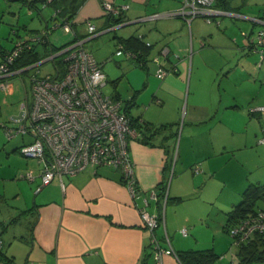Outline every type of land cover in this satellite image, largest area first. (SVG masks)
<instances>
[{
  "label": "crops",
  "instance_id": "0c3cea01",
  "mask_svg": "<svg viewBox=\"0 0 264 264\" xmlns=\"http://www.w3.org/2000/svg\"><path fill=\"white\" fill-rule=\"evenodd\" d=\"M103 1L83 0L72 17L74 33L70 39L54 44L48 35V46L42 44L38 49L36 45V51L40 55L50 54L51 48L84 35L85 19H91L98 27L96 36L112 30L103 29L107 16ZM107 1L127 5L122 14L123 25L138 23L141 28L133 34H141L152 43L146 61L136 65L139 70L128 68L131 78L143 79L136 84L128 77L134 93L125 100L130 116L141 118L148 126H161L160 133L151 137L150 142H143L139 134L130 144L139 193L132 196L119 172L107 166L89 167L71 176L63 174L47 184L42 183L39 174L32 206L35 220L31 227V250L24 263H14V255L3 250L0 239L2 251L11 257L0 258V264H149V259L155 264L154 237L161 248L170 246L174 252L186 248L180 234L174 231L181 233L185 228L187 235V228L180 226L190 221L183 219L196 214L201 221L204 216L208 220L216 215L214 230H221V236L231 245L223 227L226 212L234 205L235 197H241L245 186H264V144L257 142L264 130V111L253 110L264 106V44L254 49L257 31L264 30V0H226L215 6L221 12L210 16V21L198 16L189 22L174 15L150 18L155 13L177 10L182 0ZM10 7L8 12L15 17L11 19L18 20L20 11L15 15V8ZM53 9L61 12L54 5ZM12 32L17 34L14 42L35 34L20 35L16 29ZM164 46L168 48L167 56L159 51ZM154 56H159L166 66L175 58L177 71L158 78ZM15 75L10 77L11 92ZM115 91L114 95L120 97ZM20 109L21 106L14 114ZM11 120L15 124L18 121L13 117ZM177 122L180 129L175 127ZM13 126H1L6 137V130ZM178 129L180 136L175 138ZM26 138L21 136V144ZM174 160V177L166 195L180 196V201L190 193L203 196L200 207L204 211L196 202L197 212L191 209L180 222L177 211L167 205L165 217L152 232L143 224L140 209L161 214L162 200L157 194L153 198L151 192H159L156 186L166 184ZM232 162L242 165V173L235 175L230 170L232 175L225 176L223 171L231 169ZM35 179L33 175L28 180ZM207 184L212 189L210 194L206 192ZM229 185L227 201L221 188ZM256 208H264V199L257 201ZM195 221L196 227L202 226V222ZM0 227L6 231L8 225L0 222ZM233 260V256L227 259L220 255L221 264ZM162 264L180 263L172 253L162 255Z\"/></svg>",
  "mask_w": 264,
  "mask_h": 264
},
{
  "label": "built area",
  "instance_id": "2783aa9c",
  "mask_svg": "<svg viewBox=\"0 0 264 264\" xmlns=\"http://www.w3.org/2000/svg\"><path fill=\"white\" fill-rule=\"evenodd\" d=\"M51 1L39 0L44 6L49 5ZM213 1L182 0L177 10L155 13L150 18L174 15L189 22L192 18L200 16L210 21V16L221 12L213 7ZM102 7L105 15L114 16L122 15L128 8L127 5H115L107 0L102 2ZM59 14L58 9L52 14L55 20L52 28L46 25L40 32L16 40L9 51L0 55V90L10 93L11 76L42 62L39 60L31 65L15 68L14 63L24 48L45 44L49 31L58 27L65 32L74 33L73 20L62 18ZM124 22L103 29H115ZM83 23L86 30L84 35L75 37L55 53L48 55V59L53 63L56 57L61 58L63 71L59 73L58 66L54 63L53 74L37 77L35 72L30 76V99H25L21 104L22 117L15 126L6 130V135L7 138L16 135L28 137V140L19 146V150L25 157L35 158L42 164L40 177L43 184L63 174L71 176L89 167L107 166L118 171L130 194L137 196L139 191L134 163L130 156V144L140 132L132 118L124 111L123 101L102 91L107 81L102 63H99L84 45L85 41L96 36L99 30L91 19H85ZM137 36L144 40L141 34ZM256 38L254 49L264 44V30L257 31ZM144 42L146 46L152 47L150 41ZM159 51L164 56L168 54L166 46L161 47ZM115 54H124L138 66L144 63L141 51L126 47L121 42H117ZM174 59L166 66L159 56L152 58L158 66V78L177 71ZM253 110L264 111V106H257ZM257 142L264 144V130L258 136ZM26 177L33 179L30 171ZM151 195L156 198L154 191ZM140 215L143 224L152 232L161 222L157 213H150L144 208L140 209ZM181 233L186 235V229L183 228ZM258 233L264 235V208H259L240 223L230 226L227 232L235 247ZM153 241L156 249L155 264H162L163 254L173 253L176 257L170 246L161 248L155 237Z\"/></svg>",
  "mask_w": 264,
  "mask_h": 264
},
{
  "label": "rangeland",
  "instance_id": "374dc122",
  "mask_svg": "<svg viewBox=\"0 0 264 264\" xmlns=\"http://www.w3.org/2000/svg\"><path fill=\"white\" fill-rule=\"evenodd\" d=\"M57 2L60 3V0H57ZM9 5L12 6V9L15 8V15H17L18 11H20L18 14V20L11 19L15 17H12L11 13L9 14L8 10L11 9V7L9 8ZM29 8L30 7L20 1L7 2L5 0H0V47L9 50L14 45V40L17 38V34L13 33L12 29H16L20 35H24L26 33H38L43 30L46 25L49 28H52L55 22L52 16L54 12L53 5L44 6L41 2L36 1V7H31L32 11H29ZM138 26V23L119 26L115 29L99 34L84 43L85 47L94 55L95 59L99 63H102V70L106 74L107 78V83L103 87L102 91L105 94L115 96L114 93L116 92L115 90H117L121 97L117 96V98L123 101V108L125 106V100L128 99L131 93H134L128 81V77L131 78V74L129 75L128 73V68L132 67L135 69L138 68V66L135 65L132 59H127L124 54L116 55L115 50L117 48L118 38L128 37L133 33H138L137 29L141 28ZM71 34L72 33L65 32L61 27H58L49 31V38L54 44H62L70 39ZM36 45L38 46V49L42 48V44ZM48 57L49 56L46 55L40 59L42 61H40V64L29 68L26 72L18 73L12 78L14 92L6 93L5 91L0 90V222H4L8 225L6 231L0 227V239L3 242V250L8 254L14 255V263H24L26 255L31 250V227L35 220L32 206L36 193L35 184L40 178L39 171L42 164L35 158H27L23 156L18 149L21 145V136L18 135L17 137L8 140L1 126L15 125V122H12L11 117L19 110L21 104L25 102V99L29 101L30 76L35 72L37 77H44L48 74L54 73V63L52 60L48 59ZM58 60V58H55L57 66L60 65ZM131 79L138 84L142 82L141 80L143 78L136 76V78L134 77ZM185 103L186 99L183 100V108ZM180 116L181 120V112ZM177 123L175 127L180 129L179 122ZM179 129L177 130L175 138L180 136ZM230 166L231 169L226 168L223 171L225 172V176L227 174L228 176L232 175L230 170L233 171L235 175L237 173H242V165L232 162ZM174 170L175 160L172 162L171 168L168 172L166 191L170 188L172 178L174 177ZM29 171H31L32 175L36 176L34 182H30L27 178H25V174ZM190 174L193 175L191 170ZM201 183L202 182L198 183V187L201 186ZM229 187L230 185L228 187L223 186V188H221L224 189L223 197L227 201L230 196L228 195ZM245 187L243 189H245ZM211 191L212 189L210 190L209 184H207L206 192L210 194ZM169 197L170 199H168L167 202L165 198L162 199V207L160 211L161 216L162 218L165 217V210L168 205V209L173 208L177 211L178 221L180 222H182L184 215H186V213L191 209L197 212V207L195 205L196 202H198L199 208H201L200 204L203 202L201 201L203 196L198 197L194 193L185 195V198L183 196L184 199L180 202L175 201L173 194ZM235 198L236 200H234V204H237L241 200V197L236 196ZM197 215L198 214H196V216L194 215L183 219L190 220L180 226L181 228H187L188 234L186 236L181 235L178 230L174 231V233L177 232L180 234V241L183 246H186V248L183 247L182 250L204 249L206 247L210 248L211 246H215L214 250L217 254L225 255L227 259H229L230 256H233V258L236 259V247L232 245V243L230 245V241L225 240L224 237H222L223 235L221 236V230H218V232L216 229L214 230V226L216 224L214 220L216 219V215L210 216L208 220L207 217L204 216L202 221L197 217ZM195 220L202 222V226L196 227ZM207 223H209V227H207ZM180 227L179 230L181 229ZM194 227L196 233L193 229ZM226 236L230 239L228 234H226ZM187 238H192L193 241H187ZM151 262H153L152 259H149V264H152Z\"/></svg>",
  "mask_w": 264,
  "mask_h": 264
},
{
  "label": "trees",
  "instance_id": "16d2710c",
  "mask_svg": "<svg viewBox=\"0 0 264 264\" xmlns=\"http://www.w3.org/2000/svg\"><path fill=\"white\" fill-rule=\"evenodd\" d=\"M28 7H36V1L39 0H22ZM226 0H215L214 7L218 5H223ZM83 0H60V3L57 0H52L49 5H54L56 8L61 10L60 16L67 20H71L74 14L76 13L78 7L81 5ZM57 10V9H56ZM125 19L122 15L114 16V15H107L105 19L106 27L116 25L120 22H124ZM74 28V23H73ZM117 42L123 43L126 47H130L134 50L141 51V55L146 61V55L149 53L150 46H146L144 40L139 38L137 35L131 34L128 37H119ZM48 46L49 42L45 43ZM36 44L24 48L23 51L20 53L19 57L16 59L14 63L15 68H22L24 66L31 65L49 53H45L40 55L38 51L35 49ZM63 46V45H61ZM55 47L50 49V54L55 53L57 50L61 48ZM10 50V49H9ZM9 50H0V55L4 52ZM58 58V62L60 65L58 66L59 73L63 71V62L60 57ZM55 63V59H54ZM56 65V63H55ZM57 66V65H56ZM28 70H24L26 72ZM117 98V96H114ZM124 111L128 114V109L126 107V103L124 106ZM129 115V114H128ZM130 116V115H129ZM134 122L135 127L138 129L140 134H142L143 142H150L151 137L160 133V127H153L143 124L140 122L141 118L139 117H132L130 116ZM159 192H156L157 196L162 199L165 198L166 202L170 199L169 196L166 195V184H158L156 186ZM175 201H180L182 197L177 196L174 197ZM259 199H264V186H257V185H248L241 194V200L237 203L232 205V207L226 212V222L224 224V231L227 233L230 226L240 223L245 217L250 214L255 213L258 209L256 208L257 201ZM158 201V200H157ZM159 202V201H158ZM160 221H162L161 214L159 215ZM236 259H234L229 264H256L258 262H264V235L262 234H255L250 239L242 242L239 246L236 247ZM178 262L180 264H221L220 262V255L217 254L213 248H204V249H187V250H179L175 252ZM0 258H7L8 260L11 257H8L1 249L0 246Z\"/></svg>",
  "mask_w": 264,
  "mask_h": 264
},
{
  "label": "water",
  "instance_id": "95a60500",
  "mask_svg": "<svg viewBox=\"0 0 264 264\" xmlns=\"http://www.w3.org/2000/svg\"><path fill=\"white\" fill-rule=\"evenodd\" d=\"M8 1H9V2H14V1H19V0H8ZM22 113H23V111L20 109V111L18 112V114L12 116L13 119H15V120H19V119H21V117H22Z\"/></svg>",
  "mask_w": 264,
  "mask_h": 264
},
{
  "label": "flooded vegetation",
  "instance_id": "af4514ba",
  "mask_svg": "<svg viewBox=\"0 0 264 264\" xmlns=\"http://www.w3.org/2000/svg\"><path fill=\"white\" fill-rule=\"evenodd\" d=\"M18 114V113H17Z\"/></svg>",
  "mask_w": 264,
  "mask_h": 264
}]
</instances>
